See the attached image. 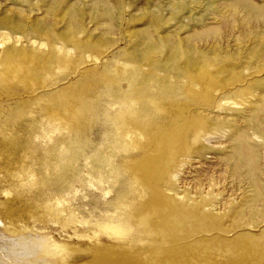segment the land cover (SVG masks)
<instances>
[{"label": "rangeland", "instance_id": "1", "mask_svg": "<svg viewBox=\"0 0 264 264\" xmlns=\"http://www.w3.org/2000/svg\"><path fill=\"white\" fill-rule=\"evenodd\" d=\"M0 221L8 264H264V0H0Z\"/></svg>", "mask_w": 264, "mask_h": 264}, {"label": "bare ground", "instance_id": "2", "mask_svg": "<svg viewBox=\"0 0 264 264\" xmlns=\"http://www.w3.org/2000/svg\"><path fill=\"white\" fill-rule=\"evenodd\" d=\"M5 225V224H4ZM3 227H5V226H3V223L0 221V230L3 228ZM7 227V226H6ZM21 259V258H20ZM6 261L5 260H3V259H0V264H8L7 262L5 263ZM26 262V261H25Z\"/></svg>", "mask_w": 264, "mask_h": 264}]
</instances>
